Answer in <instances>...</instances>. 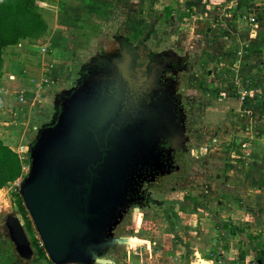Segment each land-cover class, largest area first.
<instances>
[{
  "label": "rangeland",
  "instance_id": "rangeland-1",
  "mask_svg": "<svg viewBox=\"0 0 264 264\" xmlns=\"http://www.w3.org/2000/svg\"><path fill=\"white\" fill-rule=\"evenodd\" d=\"M36 3L46 22L43 32L18 36L14 42L15 34L0 35V139L15 153L5 155L0 164L9 174L14 173L15 158L20 165V175L0 187V264H48L34 248L29 260L17 255L7 241L5 218L15 214L30 242L40 240L17 191L27 169V144L35 128L52 117L53 106H49L53 95L71 84L77 61L91 54L115 27L134 30L144 26L146 14L153 9L157 18L162 17L168 41L195 48L201 59L196 75L188 77L186 93L195 129V153L178 163L179 171L172 170L151 182L155 201L126 217L119 232L130 237V244L117 246L108 257L113 264H211L207 258L214 264H245V259L238 261L240 252L262 250L264 193H256L263 178L256 173L262 160L254 154L258 145L251 143L257 139L258 126L252 113L244 116L241 110L246 92L241 90L240 80L233 94L226 87L228 71L239 70V63H231L235 57H230L236 56L241 33L230 32L227 24L245 21L243 14L250 11L263 13L264 0ZM167 8L172 15L165 19ZM247 22L243 30L255 24ZM231 38L236 40L232 48ZM260 146L262 151L264 144ZM258 197L263 200L260 205L255 203ZM26 221L29 228L24 226Z\"/></svg>",
  "mask_w": 264,
  "mask_h": 264
},
{
  "label": "water",
  "instance_id": "water-1",
  "mask_svg": "<svg viewBox=\"0 0 264 264\" xmlns=\"http://www.w3.org/2000/svg\"><path fill=\"white\" fill-rule=\"evenodd\" d=\"M161 103L129 100L112 82L90 81L61 98L52 122L35 128L18 193L52 264H113V250L130 244L119 227L146 207L140 201L151 182L170 171L158 143L173 131L174 117ZM5 227L29 260L34 251L19 218L8 214Z\"/></svg>",
  "mask_w": 264,
  "mask_h": 264
},
{
  "label": "flooded vegetation",
  "instance_id": "flooded-vegetation-1",
  "mask_svg": "<svg viewBox=\"0 0 264 264\" xmlns=\"http://www.w3.org/2000/svg\"><path fill=\"white\" fill-rule=\"evenodd\" d=\"M154 12L155 9L150 10L146 14V24L138 25L134 30L115 27L91 54L77 61L75 78L70 85L60 88L53 95L49 106H53L52 117L43 124L52 122L56 117L64 95L90 81L112 82L129 100L134 95L146 105L162 102L160 105L171 109L174 128L167 137L159 140L158 150L159 154H165L167 169L179 171L178 163L181 165L195 153V129L186 93L191 79L188 77L196 75L201 59L195 48L169 42L162 17L157 18ZM163 15L166 19L165 13ZM124 106L125 103L120 108ZM147 193L146 198L140 201L141 205L155 201L148 189ZM6 235L8 237L7 230Z\"/></svg>",
  "mask_w": 264,
  "mask_h": 264
},
{
  "label": "crops",
  "instance_id": "crops-1",
  "mask_svg": "<svg viewBox=\"0 0 264 264\" xmlns=\"http://www.w3.org/2000/svg\"><path fill=\"white\" fill-rule=\"evenodd\" d=\"M249 13L254 14L251 11ZM255 15L257 17V22H254L255 24L253 27L247 28L248 30H243L246 28L243 24H248L247 19L240 23L231 22L230 24H227L229 30H231L230 32L233 30H239L241 33L238 35L240 44H237L236 48H238V50L236 49V56L230 57V59L235 57V60H231V63H239V70L237 73L232 72L231 70L228 71L229 79L227 80L228 87H226V91L233 94V90H237L236 87L235 89L233 87L236 86L240 80L241 90L246 92V95L242 94L243 97L241 99L244 102H241L243 104V109L241 110H243L244 116L251 113L255 116L252 118H254L255 126H258L255 130L257 139L252 140L251 143H256L258 145L256 146L258 150L255 148L254 154H259L258 156H260V159L262 160V167L260 166L256 171L259 176L263 175V178L261 179L262 182L258 189H256V193L258 192L260 194L264 193V148L260 151V144H264V122L261 121L264 120V12ZM232 41L236 42V40H233L232 38L230 39L229 47L231 48L234 47L232 46ZM231 51V53H234V50ZM231 53H228V55H231ZM257 199L258 200L255 203L260 205L263 200L259 197ZM262 250H264V248H262ZM254 252H245V264H251L253 262ZM207 260H209L211 264H214L212 258H207ZM236 262L233 261V263Z\"/></svg>",
  "mask_w": 264,
  "mask_h": 264
},
{
  "label": "trees",
  "instance_id": "trees-1",
  "mask_svg": "<svg viewBox=\"0 0 264 264\" xmlns=\"http://www.w3.org/2000/svg\"><path fill=\"white\" fill-rule=\"evenodd\" d=\"M36 1L37 0H0V35H4V33L15 34L14 39L11 40L14 42L17 40L18 36L24 37L43 32L46 29V22L42 18L39 10L36 9ZM171 12L172 10L170 8L166 9V18H169L172 15ZM5 155L15 156V153L5 146L0 139V162H2ZM15 160V170L12 174H9V171L6 170L4 164H0V187L10 181L13 177L16 178L20 175V165L18 164L17 158H15ZM17 195L20 201L23 202L18 191ZM21 209V212L25 214L26 210L24 206ZM24 226L29 228L30 222L26 221ZM7 241H9V239ZM31 246L36 250V253L40 258L48 259L44 246L41 244L40 240L32 239ZM254 253V260L251 264H258V259H261V264H264V250H258ZM243 259H245V252H240L238 261H242ZM234 261L236 262V260ZM48 264H52L49 259Z\"/></svg>",
  "mask_w": 264,
  "mask_h": 264
},
{
  "label": "built area",
  "instance_id": "built-area-1",
  "mask_svg": "<svg viewBox=\"0 0 264 264\" xmlns=\"http://www.w3.org/2000/svg\"><path fill=\"white\" fill-rule=\"evenodd\" d=\"M243 18L247 19L249 22L254 23L257 20V17L255 14H251L247 12L246 14H243Z\"/></svg>",
  "mask_w": 264,
  "mask_h": 264
}]
</instances>
